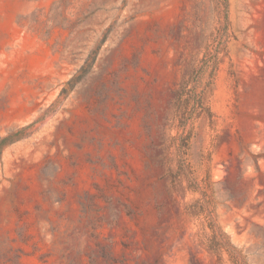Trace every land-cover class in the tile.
Instances as JSON below:
<instances>
[{
    "label": "rangeland",
    "instance_id": "374dc122",
    "mask_svg": "<svg viewBox=\"0 0 264 264\" xmlns=\"http://www.w3.org/2000/svg\"><path fill=\"white\" fill-rule=\"evenodd\" d=\"M0 264H264V0H0Z\"/></svg>",
    "mask_w": 264,
    "mask_h": 264
}]
</instances>
